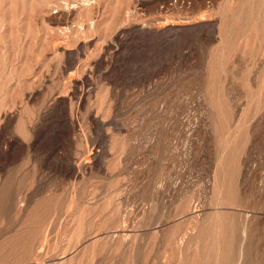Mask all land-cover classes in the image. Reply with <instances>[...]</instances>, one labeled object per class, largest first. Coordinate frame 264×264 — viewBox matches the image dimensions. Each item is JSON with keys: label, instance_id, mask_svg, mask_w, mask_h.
I'll use <instances>...</instances> for the list:
<instances>
[{"label": "rangeland", "instance_id": "obj_1", "mask_svg": "<svg viewBox=\"0 0 264 264\" xmlns=\"http://www.w3.org/2000/svg\"><path fill=\"white\" fill-rule=\"evenodd\" d=\"M0 264H264V0H0Z\"/></svg>", "mask_w": 264, "mask_h": 264}, {"label": "bare ground", "instance_id": "obj_2", "mask_svg": "<svg viewBox=\"0 0 264 264\" xmlns=\"http://www.w3.org/2000/svg\"><path fill=\"white\" fill-rule=\"evenodd\" d=\"M245 247V246H244ZM241 257H242V255H241ZM241 263V262H240Z\"/></svg>", "mask_w": 264, "mask_h": 264}]
</instances>
